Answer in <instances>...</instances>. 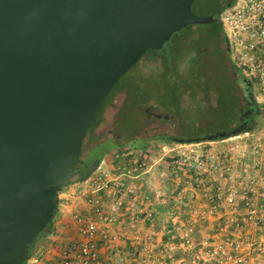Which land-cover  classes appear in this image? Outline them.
Masks as SVG:
<instances>
[{
  "label": "water",
  "instance_id": "obj_1",
  "mask_svg": "<svg viewBox=\"0 0 264 264\" xmlns=\"http://www.w3.org/2000/svg\"><path fill=\"white\" fill-rule=\"evenodd\" d=\"M196 0H0V264L31 258L63 186L88 178V131L148 49L220 20ZM253 97V93L251 94Z\"/></svg>",
  "mask_w": 264,
  "mask_h": 264
},
{
  "label": "built area",
  "instance_id": "obj_2",
  "mask_svg": "<svg viewBox=\"0 0 264 264\" xmlns=\"http://www.w3.org/2000/svg\"><path fill=\"white\" fill-rule=\"evenodd\" d=\"M218 16L231 61L264 105V0H235ZM221 143L201 151H166L156 161L169 172L166 214L173 220L161 237L163 218L144 189L156 163L141 147L117 151L111 170L82 180L79 194L90 210L71 212L75 232L56 264H104L103 247L115 250H108L110 264H263L255 253H264V242L245 229L264 227V134L249 129ZM219 214H226L233 232L197 236L195 217ZM121 242L134 247L135 260L116 250ZM37 261L35 256L31 262Z\"/></svg>",
  "mask_w": 264,
  "mask_h": 264
},
{
  "label": "trees",
  "instance_id": "obj_3",
  "mask_svg": "<svg viewBox=\"0 0 264 264\" xmlns=\"http://www.w3.org/2000/svg\"><path fill=\"white\" fill-rule=\"evenodd\" d=\"M202 1L209 3L210 0ZM233 1L217 0L216 4L209 5V14L218 16ZM206 26L207 31L198 34L193 30L194 23H191L175 32L161 49H148L142 56L157 58L160 61L158 69L148 77H138L133 82H120L119 79L103 102L90 130L100 122L107 101L120 87L127 91V99L118 114L116 127L128 133L141 124L140 119L129 112L133 107H158L175 116L180 123V132L171 136L156 134L155 137L167 136L177 142L223 139L251 129L260 113L253 88L248 78L231 61L227 47L222 46V41L225 42L222 25L210 22ZM214 54L221 57L217 63L212 61ZM139 63L133 65L121 78H126L128 72L135 73ZM220 80L226 82H218ZM244 97L246 101L243 104ZM132 100L134 104L129 106ZM147 139L133 138L131 144L140 148ZM96 160L99 163L100 158ZM52 221L30 244L31 256L37 238Z\"/></svg>",
  "mask_w": 264,
  "mask_h": 264
},
{
  "label": "rangeland",
  "instance_id": "obj_4",
  "mask_svg": "<svg viewBox=\"0 0 264 264\" xmlns=\"http://www.w3.org/2000/svg\"><path fill=\"white\" fill-rule=\"evenodd\" d=\"M208 2L209 3L202 1V0H196L193 6L194 11L200 15H209V7H210L209 5L216 4L217 0H210ZM214 22H217L219 25L220 24L222 25L220 20H217ZM207 23H210V22H207ZM207 29L208 27L206 26V23H194L193 30L194 32L196 31V33L198 34L201 31H204V32L207 31ZM222 46L226 48L227 46L226 42L222 41ZM143 57L145 56H142L139 59L140 63L138 65L137 71L135 73H133L132 71L128 72V74H126V76L127 75L128 76L123 79L120 78V82L122 80L124 82L126 81L133 82L137 80L138 77L146 78L152 72L158 69L160 65V61L157 58L149 59V58H143ZM220 58L221 57L219 56V54H214L212 57V61L214 63H217L218 61H220ZM222 81L226 82V80H220L218 82H222ZM253 93L256 97V91L254 89H253ZM126 99H127V91L124 88L120 87L119 89L113 92L112 96L107 101L102 114L100 115V122L94 127L92 131L89 130L87 133V136L85 138V143H84V150H83V157L85 159L90 154V151H92L90 149L91 147H94L95 145L98 146V144H100L103 141L106 142V139L108 137L111 138L114 142H120V141L121 142H125V141L131 142L133 138L135 139L137 137H141L142 139L149 138L146 140V141H149L148 143L149 146H147L146 149H144V151L147 155L146 157L150 158L155 163L156 161H159V159L164 155L166 151L169 152L170 149L163 148L164 146L169 145V144L180 143V142L168 139L167 136L158 137V138L155 137L156 134H159V136L175 135L179 133L181 130L179 120L175 116H172L171 113L167 112L166 110L162 108H158V107L154 109L148 108V107L131 108L129 112L133 114L135 117H137L138 119H140L141 124L138 126V128L134 129L133 131L129 133L124 131L123 129H120V130L117 129L116 124L118 120V114L121 108L124 106ZM242 101L244 104L246 101V97H244ZM256 102L259 105L260 113L258 117L256 118V122L254 126H252L251 129L257 132L260 131L261 133L264 134V105L258 102V100H256ZM133 104H134L133 100L129 102V106H132ZM134 124H137V123H134ZM181 143H184V142H181ZM123 148L124 147H121L120 149H123ZM120 149H117V151H119ZM93 152H94L93 159L98 158V155H100L99 154L100 151L93 150ZM155 165H158V164H155ZM97 170H100V169H96L95 171ZM161 171H163L162 167L158 168L155 172V175L160 174ZM147 178L148 177L146 176V179ZM82 180L83 179L80 178L77 182L69 183L68 185L62 187L63 193H67L69 197L72 196V198H68V195L66 196L65 194H63V203L67 205V207L65 206V209L70 208L69 210L70 215L72 211H79L85 214L89 212L85 210L86 206L84 207L82 202L78 203L80 199H84L79 194L80 189L83 186ZM73 200H75V202H73ZM72 224L73 223H72V218H71L68 221V228L71 230L74 229ZM48 230H49V227L46 228V230L37 238V241H38L37 243H39L40 246L37 252L35 253V255L37 254L39 255L40 258H43V262H45L46 264L53 259L52 257H50V255H52L53 257H55L53 261H54V264H56L59 261L57 248L54 249L56 245H55V242H53V238H50L48 236L47 234ZM261 241L264 242V240H261ZM50 248L51 249L53 248V250H51ZM259 254L264 255V253L258 250L255 253V256H258ZM126 255L129 258H131L132 255H134V249L130 250L128 247ZM175 256L178 257L179 252H177ZM49 257L52 259H50ZM257 259H259V257ZM26 262H28V260Z\"/></svg>",
  "mask_w": 264,
  "mask_h": 264
},
{
  "label": "crops",
  "instance_id": "obj_5",
  "mask_svg": "<svg viewBox=\"0 0 264 264\" xmlns=\"http://www.w3.org/2000/svg\"><path fill=\"white\" fill-rule=\"evenodd\" d=\"M235 136V135H232ZM232 136H228L225 137L223 139H211V140H204V141H197V142H184V143H178V144H169L164 146L163 148H168L170 149L169 154H173L175 152L178 151H189V150H203V149H207L211 146H222L221 141L226 140L229 137ZM149 141H146L145 144L142 147H147ZM127 146H132L131 142H114L111 138H107L106 142L103 141L100 144L95 145L94 147H91L90 149L93 150H98L100 151V155H98V157L100 158L99 164L97 169L100 170H111L114 165H115V159H116V153H117V149H120L121 147H127ZM141 147V148H142ZM158 165H154V168L152 169V171L147 175V179L144 182V189L146 191H149L151 193V195L153 196V205L154 207L157 209V211L159 213H161L160 217L163 218L161 220H159L158 222V227H159V233H160V237L163 236V232L165 231V227L167 224H169L171 221H173L172 219H170L167 214L166 211L168 209V205L171 201L170 198V193H169V189H170V178H169V173L166 172L167 170L164 167L163 163H156ZM162 167V170L160 174L155 175V172L158 168ZM166 172V173H165ZM63 194H65L66 196L68 195L67 193H63L62 192V188L60 189L59 192V196H60V203H59V208L58 211L55 214V217L53 218L52 223L49 226V230H48V236L50 238H53V242H55V247L54 249L57 248V253H58V259H60V252L61 249L69 242L70 236L74 234V229H69L68 228V221L72 218L70 215V208L65 209V206L67 207V205H65L63 203ZM67 198V197H66ZM68 198H72V196ZM73 202H75V200H73ZM83 203V206L85 208V210L89 211L90 208L88 205H86V201L84 199H80L78 203ZM67 210V211H65ZM191 216H194L193 214L188 215V217L190 218ZM186 217V218H188ZM190 220V219H189ZM196 226H197V235L203 236V235H221L222 233L225 232H233V228L232 226H229L227 224V219H226V214H219L213 217H210L209 219H197L195 217L194 219ZM245 233H247L248 235L252 236L253 238L256 239H260V240H264L263 236H264V227H256V226H249L245 229ZM52 242V243H53ZM40 244L37 243L34 251V254H32L31 258L28 260V262H26L25 264H46L45 262H43V258H40L39 255H35V253L37 252V250L39 249ZM128 247L130 250L134 249L133 246L129 245L127 242H121L118 244V246L116 247V250L118 252H122L124 254L127 253ZM51 249V248H50ZM53 250V248L51 249ZM109 250V249H108ZM108 250L103 247L102 249V255L105 259V263L104 264H110V261L107 257L108 255ZM110 251V250H109ZM113 251H110V253H112V255H115L116 253ZM38 257V261L32 263L31 261L33 260L34 257ZM261 256V257H260ZM50 257H52L53 259L55 257H53L52 255H50ZM49 257V258H50ZM259 257V259L262 261V263L264 264V255H258L257 258ZM50 258V259H52ZM53 259L51 261H49L47 264H54ZM136 257L134 255H132V257L130 258V260H135Z\"/></svg>",
  "mask_w": 264,
  "mask_h": 264
},
{
  "label": "flooded vegetation",
  "instance_id": "obj_6",
  "mask_svg": "<svg viewBox=\"0 0 264 264\" xmlns=\"http://www.w3.org/2000/svg\"><path fill=\"white\" fill-rule=\"evenodd\" d=\"M215 16H217V15H215ZM217 17H219V16H217ZM220 18V17H219ZM225 42H226V39H225ZM226 44H227V42H226ZM227 47V49H228V45L226 46ZM252 87V86H251ZM94 152L93 151H90V154L88 155V157L85 159L84 157H82V159H81V162H80V166L81 167H88V166H90L91 165V163L94 161V160H96V159H93V154Z\"/></svg>",
  "mask_w": 264,
  "mask_h": 264
}]
</instances>
